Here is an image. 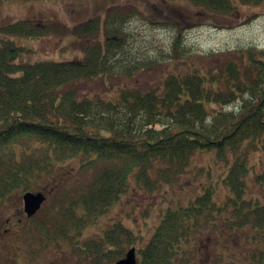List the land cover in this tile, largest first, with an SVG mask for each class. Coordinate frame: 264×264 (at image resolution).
<instances>
[{
	"label": "trees",
	"instance_id": "obj_1",
	"mask_svg": "<svg viewBox=\"0 0 264 264\" xmlns=\"http://www.w3.org/2000/svg\"><path fill=\"white\" fill-rule=\"evenodd\" d=\"M187 1L214 12L232 9L231 0ZM238 1L257 5L263 0ZM98 23L92 18L77 24L74 34L91 35ZM40 24L19 19L0 25V200L38 189L65 163L79 172L95 171L85 184L55 195L44 219L35 222L33 215L25 221V227L33 228L35 255L51 247L76 251L78 264H113L138 236L115 222L100 240H85L78 247L81 229L104 214L132 182L147 192L175 185L195 153L213 151L225 168L226 189L214 198L208 185L187 203L165 206L154 231L137 249L136 264H190L196 238L204 231L217 233L220 224L227 233L244 232L249 250L244 259L226 264H260L264 50L248 49L218 71L179 64L157 86L123 84L109 98H91L80 96L73 85L112 71L108 62L120 48L112 27L106 23L105 38L90 45L80 62L18 60L24 47L11 36L35 37L59 27ZM209 103L222 108L210 112ZM230 104L231 109L223 108Z\"/></svg>",
	"mask_w": 264,
	"mask_h": 264
},
{
	"label": "rangeland",
	"instance_id": "obj_2",
	"mask_svg": "<svg viewBox=\"0 0 264 264\" xmlns=\"http://www.w3.org/2000/svg\"><path fill=\"white\" fill-rule=\"evenodd\" d=\"M231 1L232 9L227 14L194 6L187 0H0V25L19 19H29L40 25L46 21L58 25L57 29L33 38L11 36L17 45L24 47L18 60L80 62L90 45L105 38L109 24L120 42L119 51L114 52L116 56L112 55L108 62L112 71L73 85L80 96L109 98L123 84L141 89L157 86L164 75L179 64L218 71L248 49L264 50V0L257 5ZM92 18L100 20L98 31L76 36L74 27ZM232 107L230 104L223 108ZM207 108L211 112L222 107L209 103ZM77 170L73 164L65 163L56 168L49 180L38 183L36 190L43 191L47 197L43 210L41 207L34 214L35 222L45 218L55 195L62 197L61 191L85 184L95 171ZM224 176L223 163L213 151L195 153L186 174L175 185L165 184L158 191L147 192L132 182L126 193L104 214L81 229L76 243L80 247L85 240H100L113 223L121 222L138 236L135 244L127 245L126 249L132 246L138 249L154 231L165 206L187 203L208 185L214 188L216 198L226 189ZM62 180L64 185L56 187ZM160 194H164V199ZM21 195L13 192L0 202L2 220L22 210ZM217 228L220 230L217 233L204 231L196 238L192 247L195 257L190 264L219 261L226 264L247 256L249 250L245 246L244 232L227 233L221 224ZM75 252L50 247L35 255V264H78ZM80 264L91 263L82 260ZM260 264H264V258Z\"/></svg>",
	"mask_w": 264,
	"mask_h": 264
},
{
	"label": "flooded vegetation",
	"instance_id": "obj_3",
	"mask_svg": "<svg viewBox=\"0 0 264 264\" xmlns=\"http://www.w3.org/2000/svg\"><path fill=\"white\" fill-rule=\"evenodd\" d=\"M24 212L0 217V264H35L34 235Z\"/></svg>",
	"mask_w": 264,
	"mask_h": 264
},
{
	"label": "water",
	"instance_id": "obj_4",
	"mask_svg": "<svg viewBox=\"0 0 264 264\" xmlns=\"http://www.w3.org/2000/svg\"><path fill=\"white\" fill-rule=\"evenodd\" d=\"M45 196L42 192H25L22 195L23 210L28 217L33 215L41 206ZM135 248L131 247L126 252L124 257L117 260L114 264H135Z\"/></svg>",
	"mask_w": 264,
	"mask_h": 264
}]
</instances>
